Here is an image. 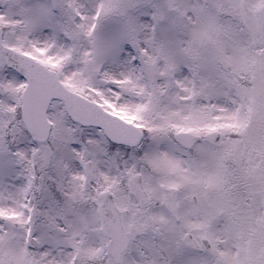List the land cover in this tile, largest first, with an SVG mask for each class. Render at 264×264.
I'll use <instances>...</instances> for the list:
<instances>
[{
	"label": "snow or ice",
	"instance_id": "6c2138e0",
	"mask_svg": "<svg viewBox=\"0 0 264 264\" xmlns=\"http://www.w3.org/2000/svg\"><path fill=\"white\" fill-rule=\"evenodd\" d=\"M0 264H264V0H0Z\"/></svg>",
	"mask_w": 264,
	"mask_h": 264
}]
</instances>
